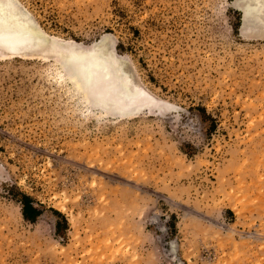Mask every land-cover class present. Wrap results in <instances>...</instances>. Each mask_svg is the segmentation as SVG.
<instances>
[{
	"label": "rangeland",
	"instance_id": "1",
	"mask_svg": "<svg viewBox=\"0 0 264 264\" xmlns=\"http://www.w3.org/2000/svg\"><path fill=\"white\" fill-rule=\"evenodd\" d=\"M14 1L61 45L0 57V264H264L261 13L245 25L247 0ZM105 36L142 94L136 117L81 102L47 57Z\"/></svg>",
	"mask_w": 264,
	"mask_h": 264
},
{
	"label": "snow or ice",
	"instance_id": "2",
	"mask_svg": "<svg viewBox=\"0 0 264 264\" xmlns=\"http://www.w3.org/2000/svg\"><path fill=\"white\" fill-rule=\"evenodd\" d=\"M259 9L260 23L264 24V0L259 4ZM29 22L21 5L13 0H0V54L19 53L30 46L34 37L28 27ZM109 64L106 54L93 51L66 59L63 70L67 78L72 79L76 85L81 101L89 106L113 107L121 103L122 95L127 97L129 106L142 102L139 90L133 94L130 88L125 92L117 85Z\"/></svg>",
	"mask_w": 264,
	"mask_h": 264
},
{
	"label": "bare ground",
	"instance_id": "3",
	"mask_svg": "<svg viewBox=\"0 0 264 264\" xmlns=\"http://www.w3.org/2000/svg\"><path fill=\"white\" fill-rule=\"evenodd\" d=\"M240 1V0H239ZM248 1V0H247ZM246 1V2H247ZM253 2H249V3H244V7H242L241 9L239 8V10L242 12L243 14V22L244 24L246 25V23L248 22L249 24V21L256 15V13L260 14L261 11L259 9V4L262 2V0H251ZM14 3L18 4L17 1H14ZM243 2V1H242ZM23 12L24 14H26V16L28 17V20L30 21L28 23V27L29 29L31 30V33L34 37V39L31 41L30 43V46L31 45H39V46H42L43 44H48L49 45V41H52L53 44L55 42H58V38L56 37H52L50 38L48 35H46L42 30H40L41 28H38L36 26V24L34 23V21L32 20L31 18V15L25 11L23 9ZM23 22V21H22ZM260 22V21H259ZM12 23H16V21H12ZM256 24V23H255ZM256 26V25H255ZM52 40H50V39ZM109 38L108 37H104L100 43H96L94 45V48H95V52L98 53V54H106L107 56V59L109 60L110 64H109V67H110V72L111 74L113 75V78L115 80V82L117 83V85L119 87H121L122 89H124L125 92H127L129 89L125 86V80L127 81L126 78H124V74H125V69L121 66V64H114V60L110 57V48L108 47V40ZM57 40V41H56ZM107 42V43H106ZM75 44L74 47L75 49L73 51H70L68 52V54H63L65 56H62V59L61 58H58V55L55 56L54 52H53V57L52 56H47L49 58H55L56 61H60V64L56 62V67H55V74L57 73L58 75V80L59 81H64L66 80L67 76L63 70V65H64V62L66 59H70L73 55H84V54H88L87 50H85L83 47V45L81 46L80 43L78 42H74ZM58 44L61 45L60 42H58ZM55 45V44H54ZM72 45V46H73ZM58 46V45H57ZM110 46V45H109ZM47 47V46H46ZM27 48V47H26ZM20 51L19 53H4V54H0V57H12V56H19V57H28L29 55H31V57L33 58V56H36L38 55V57L42 56L43 53H39V54H27V51H25V49ZM63 48V47H61ZM50 49V48H48ZM53 50V49H52ZM67 50V49H66ZM50 50H48L49 52ZM56 52V51H55ZM92 52V51H90ZM112 53V52H111ZM113 54V53H112ZM46 56V55H45ZM57 57V58H56ZM114 57V56H113ZM61 59V60H59ZM120 62V61H119ZM122 62V61H121ZM119 68V69H118ZM54 74V73H52ZM54 78V76H53ZM56 79V80H57ZM69 81L71 82V87L74 89V91L77 93L76 91V85L73 83V80L68 78ZM129 84V83H128ZM132 89V88H131ZM131 91V90H130ZM131 93L135 94L136 92L134 91H131ZM120 100H121V103L113 106V107H108V108H104V107H96L95 105H93L98 111H100L102 114L104 115H109L110 117L111 116H114V117H117V118H129V117H136L137 114L140 113V110L142 109L143 107V104H135L133 106H129V104L127 103V97L126 96H121L120 97ZM81 101V100H80ZM82 102V101H81ZM141 103V102H140ZM149 107V106H148ZM151 107V106H150ZM146 109V108H145ZM143 110V109H142Z\"/></svg>",
	"mask_w": 264,
	"mask_h": 264
},
{
	"label": "trees",
	"instance_id": "4",
	"mask_svg": "<svg viewBox=\"0 0 264 264\" xmlns=\"http://www.w3.org/2000/svg\"><path fill=\"white\" fill-rule=\"evenodd\" d=\"M21 202L23 204V208H22L23 218L28 222L35 223L38 217L41 215V212L34 206L33 200L29 196L24 195L22 197ZM55 213L61 215V213H59L58 211H55ZM56 228L58 230L59 225H57Z\"/></svg>",
	"mask_w": 264,
	"mask_h": 264
}]
</instances>
